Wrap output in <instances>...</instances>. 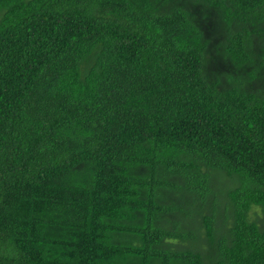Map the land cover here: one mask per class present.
<instances>
[{
    "label": "trees",
    "instance_id": "16d2710c",
    "mask_svg": "<svg viewBox=\"0 0 264 264\" xmlns=\"http://www.w3.org/2000/svg\"><path fill=\"white\" fill-rule=\"evenodd\" d=\"M0 264H264V0H0Z\"/></svg>",
    "mask_w": 264,
    "mask_h": 264
},
{
    "label": "rangeland",
    "instance_id": "374dc122",
    "mask_svg": "<svg viewBox=\"0 0 264 264\" xmlns=\"http://www.w3.org/2000/svg\"><path fill=\"white\" fill-rule=\"evenodd\" d=\"M217 176H219V174H218ZM220 176H221V175H220ZM220 176L217 177V178H220V180L217 181V180L215 179V181H216L217 183H219V184L225 183V184H227V185H228L229 183H230V184L232 183L231 181L227 180L226 178H224V177H220ZM257 212H258V210H257ZM254 220H255L256 222H259V223H260V222H261V216H260V214H258V216L255 215V216H254ZM204 247H206V246L204 245Z\"/></svg>",
    "mask_w": 264,
    "mask_h": 264
}]
</instances>
